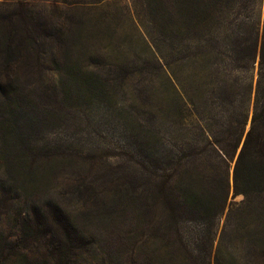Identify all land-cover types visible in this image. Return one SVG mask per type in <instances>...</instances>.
Wrapping results in <instances>:
<instances>
[{"label":"trees","instance_id":"obj_1","mask_svg":"<svg viewBox=\"0 0 264 264\" xmlns=\"http://www.w3.org/2000/svg\"><path fill=\"white\" fill-rule=\"evenodd\" d=\"M89 1L91 7L101 5L124 11L133 28L142 31L152 42L151 69L166 77L171 86L177 85L174 70L178 66L182 71L190 62L210 52L216 54L214 59L219 63L226 59L224 71L228 75L243 72L257 58L249 128L245 133L247 111L238 120L239 110L232 105L225 122H218L219 126L227 125L219 130L225 137L217 134L219 137L191 146L183 139L161 137L154 123L153 131L143 134L145 148L136 153L141 160L140 169L129 167L143 183L139 193L144 194L143 198L131 196L133 203L121 202L124 198L111 190L114 181L107 172H87L78 181L70 202L49 198L44 206L0 217V264H89L88 256L96 239L81 235L80 228L85 224L101 225L99 229L117 233L122 231L120 219L137 216H148L146 220L153 223L159 236L166 237L171 245L177 244L171 252L172 264L175 261L198 264V257L179 236L177 225L181 219L203 215L212 203L217 202L218 214L222 212L229 187L227 162L239 148L243 135L232 172L233 195H242L241 208L247 207L249 215L260 207L256 213L264 214V17L258 43L254 39L247 44L250 37L241 39L234 29H227L231 45L228 55L221 59V51L209 49L214 14L227 13L239 0ZM243 1L247 4L251 0ZM30 12L34 13L32 3L18 0L10 20ZM106 19L115 20L116 15L86 20L67 16L69 27L62 26L57 31L66 33V38H60L55 37V31L43 34L46 27L50 31L55 29L46 20L30 14L25 16L19 33L11 29L5 40H0V160L6 165L8 175L18 178L31 173L36 150L44 149L37 147L38 135L52 125L56 116L68 114L74 91L79 99L87 97L88 89H83L79 78H92V81L95 78L92 87L103 92L101 75L151 72L147 65L120 63V57H111L112 51L105 50V41L113 37L107 32L110 23L103 24ZM87 24L90 25L86 27ZM49 80L52 89L47 91ZM225 85L224 82L222 87ZM239 85H242L240 80ZM231 88L225 99L233 104L238 94L237 80ZM251 92L248 85L246 93L251 95ZM222 112L228 109L222 107ZM54 171L53 167L48 171L38 168L34 179L37 182L45 176L51 177ZM208 182H212L210 187L206 186ZM70 203L79 206V215L71 214ZM99 246L110 248L104 243Z\"/></svg>","mask_w":264,"mask_h":264},{"label":"rangeland","instance_id":"obj_2","mask_svg":"<svg viewBox=\"0 0 264 264\" xmlns=\"http://www.w3.org/2000/svg\"><path fill=\"white\" fill-rule=\"evenodd\" d=\"M17 1L0 0V40H5L11 29L19 33L25 16L30 14L46 20L55 29L50 31L46 27L43 34L55 31V37L60 38H66V33L57 31L62 26L65 29L69 27L67 16L86 20L114 14L115 20H108V17L103 21V24L110 23L107 32L113 35L109 38L112 40L105 41V50L112 51L111 57H120V63L147 65L146 69L151 72L101 75L99 79L103 92L92 87L95 78L93 81L92 78H79L83 89H88L87 97L79 99L74 91L68 114L56 116L52 125L38 135L37 147L44 149L36 150L31 173L18 178L8 175L6 165L0 160V217L18 215L36 206H44L49 198L68 201L73 197L72 192L78 181L87 172H107L109 179L114 181L111 190L117 191L125 199H120L121 202L133 203L131 196L143 198L144 194L139 195L143 183L138 180V173L129 171V167L140 169L141 160L136 153L145 148L143 134L153 131L154 123L161 137L183 139L191 146L198 141L219 136L224 138L226 134L219 130H224L227 125L219 126L218 122H225L230 114L229 105H232V108L240 111L236 112L239 113L238 120L247 111L245 133L248 130L257 58L243 72L228 75L224 71V57L228 55L227 50L231 45L228 35L231 29L241 39L250 37L247 44L254 39L258 43L264 0H251L247 4L239 0L227 13L215 12L211 39H208L209 49L221 51L223 54L219 56H223L221 59L224 60L219 63L214 59L216 54L210 52L190 62L182 71V67L178 66L174 70L175 86L151 69L152 42L142 31L133 28L130 18L121 9L101 5L91 7L89 0H27L32 3L34 13L15 16L11 22ZM115 49L120 53L117 54ZM216 62L219 64L216 65ZM234 80H237L238 94L231 104L225 96L231 91ZM86 81H89L88 85ZM224 82L226 85L222 87ZM59 85L62 86L61 81ZM248 85L251 95L246 93ZM50 87L52 89L49 80L47 91L51 90ZM222 107L228 112H222ZM243 139L244 135L233 158L227 162L229 187L222 212L218 214L220 208L217 202L212 203L206 207V212H202L203 215L181 219L177 225L179 236L187 249L198 257V264H264V214L256 213L261 207L249 215L247 207L241 208L242 195H233L232 172ZM49 167L55 168L54 174L36 182L34 178H37L38 168L48 171ZM142 175L145 177V172ZM208 183L206 186L210 187L212 182ZM68 206L70 210L73 209L71 214L79 215L78 205ZM147 218L120 219L122 231L117 230V233L99 229L101 225L80 224L81 235L96 239L88 256L89 264H172L171 252L177 247L173 242L174 235L170 238L173 242L171 245L166 237L159 236L160 233ZM103 243L110 245V248L102 249L99 245Z\"/></svg>","mask_w":264,"mask_h":264},{"label":"crops","instance_id":"obj_3","mask_svg":"<svg viewBox=\"0 0 264 264\" xmlns=\"http://www.w3.org/2000/svg\"><path fill=\"white\" fill-rule=\"evenodd\" d=\"M33 1V0H32Z\"/></svg>","mask_w":264,"mask_h":264}]
</instances>
